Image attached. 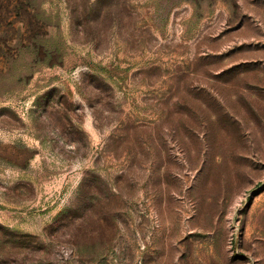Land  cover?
<instances>
[{"label": "rangeland", "instance_id": "1", "mask_svg": "<svg viewBox=\"0 0 264 264\" xmlns=\"http://www.w3.org/2000/svg\"><path fill=\"white\" fill-rule=\"evenodd\" d=\"M0 264H264V0H0Z\"/></svg>", "mask_w": 264, "mask_h": 264}]
</instances>
